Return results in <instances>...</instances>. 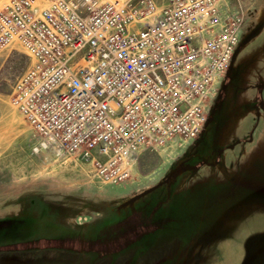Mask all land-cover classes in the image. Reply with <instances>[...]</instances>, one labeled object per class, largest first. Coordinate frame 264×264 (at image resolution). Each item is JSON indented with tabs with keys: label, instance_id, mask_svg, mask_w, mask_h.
Returning a JSON list of instances; mask_svg holds the SVG:
<instances>
[{
	"label": "rangeland",
	"instance_id": "374dc122",
	"mask_svg": "<svg viewBox=\"0 0 264 264\" xmlns=\"http://www.w3.org/2000/svg\"><path fill=\"white\" fill-rule=\"evenodd\" d=\"M225 1L247 18L223 104L185 150L142 153L118 185L90 163L34 152L35 135L11 104L31 59L18 43L0 50V264H264V108L255 114L264 103V0ZM233 144L215 166L217 150ZM184 158L177 171L199 172L126 208ZM67 228L86 243L56 244Z\"/></svg>",
	"mask_w": 264,
	"mask_h": 264
},
{
	"label": "built area",
	"instance_id": "2783aa9c",
	"mask_svg": "<svg viewBox=\"0 0 264 264\" xmlns=\"http://www.w3.org/2000/svg\"><path fill=\"white\" fill-rule=\"evenodd\" d=\"M247 11L225 0H10L0 50L31 59L11 104L34 152L90 163L125 182L147 151L205 130L241 44Z\"/></svg>",
	"mask_w": 264,
	"mask_h": 264
},
{
	"label": "flooded vegetation",
	"instance_id": "af4514ba",
	"mask_svg": "<svg viewBox=\"0 0 264 264\" xmlns=\"http://www.w3.org/2000/svg\"><path fill=\"white\" fill-rule=\"evenodd\" d=\"M235 61L233 60V63H232V65H231V67H230V69H229V71H228V73H227V76H226V79L224 80V82H223V84H222V86H221V89H220V92H219V94H218V96H217V98L219 97V99H218V101L217 102H215V104H214V107L212 108V111H214V113H216L217 112V110L219 109V107L223 104V101H224V99H225V97H226V95H227V91H228V89H230L231 88V82H232V79H233V76H232V74H233V68H234V65H235V63H234ZM262 90H264V84H262V85H260V86H258V93L259 92H261ZM263 105V106H262ZM261 108H262V110H263V108H264V103L262 102V103H260V105H259V107L257 108V111L255 112V114H256V117L258 116H260L261 114H262V112L260 111L261 110ZM256 110V109H255ZM212 111H211V113H210V117H209V122L210 121H212V119H213V116H212ZM208 125V124H207ZM240 141H238V143H239ZM235 144H233V145H231V146H229V147H226V146H221L220 148H224L223 150H217V153L214 155L215 156V161L213 160V162H214V164H215V166H218V165H220L221 164V158H222V156H223V154H224V152H226L228 149H230L232 146H234ZM211 159L210 160H208V162L210 163V165H213L212 163H211ZM207 162V163H208ZM189 163V159L188 158H184L183 160H182V162L179 164V166H176L175 167V169H172L171 170V172L168 174V176L170 175V174H172V176H171V178H169L168 179V176H166L162 181H166L167 180V182H165V183H163V185L161 186V187H163V186H166V185H171L172 183H175V182H177L178 181V179L181 177V176H183L184 174H196V173H198L199 171H196L197 169H198V167H195V168H192L191 167V171H177V170H182L183 169V167L185 166V165H187ZM203 165H205L204 163L202 164V166ZM134 203L135 202H129V204L126 206V208L127 209H130L131 207H132V205L131 204H133V206H134ZM120 226H121V224H119V225H115V227L117 228V229H119L120 228ZM67 230L68 231H66L65 232V235L61 238V239H59L58 241H54L56 244H58L59 246L60 245H67V246H69V245H71V246H76L77 245V243H86V241H79V237H77L76 235H74V232H70V229H68L67 228ZM120 231H121V229H120ZM121 233V232H120ZM120 236L121 238L122 237H127V234H117V231H115L114 232V234H112V236L114 237V238H116V236ZM124 235V236H123ZM30 242V244H32V245H37L38 243H39V241H29ZM52 243V242H51ZM88 243V242H87ZM98 244V243H97ZM60 249V248H59ZM61 250V249H60ZM64 251V250H63Z\"/></svg>",
	"mask_w": 264,
	"mask_h": 264
},
{
	"label": "water",
	"instance_id": "95a60500",
	"mask_svg": "<svg viewBox=\"0 0 264 264\" xmlns=\"http://www.w3.org/2000/svg\"><path fill=\"white\" fill-rule=\"evenodd\" d=\"M241 45H246V44H240V46H241ZM262 106H263V105H262ZM214 111H215V110H214ZM214 111H212V114L214 113ZM208 123H209V122H208ZM171 176H172V174H170V175L168 176V179L171 178ZM165 182H167V180H166V181H165V180H164V181H160L156 186H154V187H152V188H149V189L143 191L141 194L137 195V196L133 199V202H135V201H139V200L142 199L143 197H145V196L151 194L152 192H154L155 190H157L158 188H160V187L163 185V183H165ZM128 204H129V202L125 203V205H128ZM131 205H133V204H131Z\"/></svg>",
	"mask_w": 264,
	"mask_h": 264
}]
</instances>
